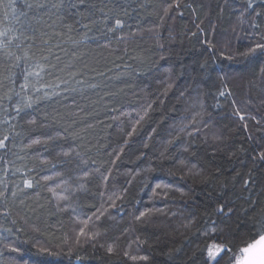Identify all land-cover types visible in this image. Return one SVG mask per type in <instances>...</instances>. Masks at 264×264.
I'll use <instances>...</instances> for the list:
<instances>
[{"label":"trees","instance_id":"obj_1","mask_svg":"<svg viewBox=\"0 0 264 264\" xmlns=\"http://www.w3.org/2000/svg\"><path fill=\"white\" fill-rule=\"evenodd\" d=\"M26 2L36 0H15L16 9L25 10ZM94 2L98 8L107 5L109 26L116 18L125 22L110 38L95 28L89 33L99 36L106 45L102 47L95 42L74 46L69 37L80 40L81 33H68L55 16L33 19L30 13L27 20L20 18L38 30L28 52L47 70L42 83L68 98L53 97L38 106L44 111L34 113L37 125L13 120L10 112L0 109V137L9 136V150H0V169L7 170V188L19 197H9L10 217L0 215V264H203L213 245L231 250L220 253L221 264H229V255L238 257L240 249L263 234L264 160L258 154L264 152V57L241 53L264 42V7L255 0V11L262 13L257 17L247 0ZM103 16L94 13L96 19ZM253 23L259 27L253 28ZM11 51L22 55L15 47ZM8 65L0 56V74H9ZM70 72L84 81L81 86L73 80L70 86L76 92H65L61 83L71 79ZM91 84L98 87H88ZM10 107L5 101L4 108ZM237 108L243 121L234 114ZM45 112L50 114V128L39 127ZM133 126L136 132L128 136ZM27 129L34 130L24 134ZM64 129L68 138L57 140L56 146L24 147L31 138L63 134ZM60 147L75 149L90 167L108 173V179L94 172L81 181L88 191H75L77 181L69 179L67 165L61 163L68 158L57 156ZM15 169L20 171L13 175ZM56 172L63 176H53ZM25 178L33 181V188L21 193L15 185L22 188ZM63 179L69 184L55 187ZM54 187L69 199L58 201L49 191ZM69 204L72 207L64 210ZM96 209L104 214L85 231L100 235L81 237L77 244L82 226L78 216L92 215ZM140 212L146 214L137 220ZM109 245L115 249L111 254L106 251ZM41 247L58 255L40 252ZM130 256L148 259L133 261Z\"/></svg>","mask_w":264,"mask_h":264},{"label":"snow or ice","instance_id":"obj_2","mask_svg":"<svg viewBox=\"0 0 264 264\" xmlns=\"http://www.w3.org/2000/svg\"><path fill=\"white\" fill-rule=\"evenodd\" d=\"M254 2L255 0H247V7L254 12L255 16L259 17L262 15V13L259 11H255ZM109 3H111V0H109ZM260 3L261 6L264 7V0H260ZM104 7H107V5H104ZM104 7L98 8V5L94 2V0H55V2H53V0H36V2L34 3L26 2L24 5L25 10L18 11L15 7V0H8L7 3H5L4 0H0V9H3V19L0 20V56L6 58V60L9 62L8 66L10 69L8 75L5 76L0 74V90L6 89V91H4L2 95H0V109H3L5 112H10L11 118L13 120H23L24 123L28 125H37V119L34 113L36 111H44L38 106H40L42 103L47 104L48 102L53 101V97L59 96L61 97V99L68 98L67 96L62 95L61 92L51 90L53 88L52 85L42 83L44 79L42 73L47 75V70L44 65L38 62H34L28 52V48H31L32 46L31 42H33L37 38L38 30L37 28L33 27L31 23L21 22V17H24L25 20H27L30 13L32 14L33 19L37 17H40L42 19L44 15L49 16L50 19L52 16H55L60 21L61 25L65 29H67L68 33H81L80 40L72 39L71 36L69 37L71 43L74 46H78L80 44H88L89 42H95L97 47H102L106 45H102L100 43L98 35H89V33L93 32L94 28L97 32H99L100 35L109 37L110 33L114 34L118 29H122L125 26V22L119 18H116L114 20V24L112 26H109L108 21L111 19V17L104 13ZM113 7H115V5ZM169 7H171V5H169ZM97 10L104 14L102 20L94 18V13ZM111 10L112 9H110V11ZM124 11L125 15H127L126 10ZM241 15L243 16V13H241ZM16 25H18V27ZM97 25L101 26L97 28ZM49 27H51V25H49ZM252 27L258 28L259 25L253 23ZM119 38L123 39V37ZM261 39L264 40V36H262ZM13 42H15V44ZM64 43H68V41H64ZM25 44H27V47H22ZM13 47L20 49L22 51V55H17L15 52L11 51V48ZM56 47L63 51L59 44L56 45ZM72 55L75 57L76 52L73 51ZM241 55L253 58L257 56L264 57V42H257L254 45L249 46L247 51L241 53ZM56 58L58 60L60 59L59 56H57ZM44 59L47 60V57H44ZM261 72L264 73V68L261 69ZM69 75L71 79H65L61 81V83L64 85V91L76 92L77 89L70 86L73 80L77 85L81 86L84 85V81L82 79H76V76L80 75L79 73L70 72ZM56 87H59V85H57ZM88 87L95 89L98 87V85L91 84L88 85ZM79 90L83 91V87H81ZM219 95L224 96L225 92L221 91ZM5 101H7V103L11 106L10 109L4 108ZM72 102L75 103V99H73ZM148 108H151V104L148 105ZM147 110L148 109H145V115H147ZM53 112H55V110H53ZM122 114L129 115V113ZM234 114L237 115L241 121L245 119V116L241 114L239 108L235 110ZM48 115L50 114L45 112L44 121L39 124L40 128L52 127V124L47 122ZM248 118L255 121L257 124L260 123V120L255 116H252L251 114H249ZM113 119H118V117H113ZM142 119L143 116H140L139 120ZM139 120H137L136 123H139ZM52 121H56V115H52ZM8 122L9 121L7 119L4 121V123ZM13 127L15 126L13 125ZM21 127L23 128V125H21ZM244 128H247L246 123L244 124ZM32 130L34 129L24 130V134H27ZM153 131L155 130L153 129ZM134 132H136L135 126L131 128V131L128 132L127 135L131 136ZM15 135L19 136L21 135V133L17 132L15 133ZM61 138H68L67 129H64L63 134L60 131H55L45 133L43 137L37 136L35 138H31L29 142L24 145V147L30 149L34 145H48L49 143H52L54 146H56L55 142L57 140H60ZM6 141H9V136L7 134H4L2 137H0V150H2L4 154H6L9 150V144L6 143ZM124 143L126 144L127 140H125ZM168 143L171 144L173 143V141L169 140ZM12 147H15L14 143H12ZM145 147H147V145H145ZM186 150L187 149H185V151ZM120 151H123L122 147L120 148ZM258 155L260 160H264V152H260ZM57 156L68 158L61 161V163L67 165L65 171L71 174L69 176V179H75L77 181L75 191H88L85 188V184L81 181L92 176L94 172L98 173L100 179H102L103 181H106L108 179V173H101L98 168L93 169L92 167H90L89 161L84 159L79 152L75 151V149L69 148L65 150L63 147H60V151L57 152ZM117 158L119 157L117 156ZM137 158L139 159L140 157ZM2 160L3 155H0V161ZM52 167H55V165H52ZM19 171L20 169H15L13 175H15V173ZM7 175L8 173L6 169H0V207L3 208V211L0 212V215H3L4 217L11 216V210L8 207L9 197H11L13 201L19 198L17 191H9V189L7 188L5 179L3 178ZM53 176L61 177L63 176V173L56 172L53 174ZM53 176H44L43 179L46 181L51 180L53 179ZM69 179L61 180V182L57 183L55 187H61V184L68 185ZM22 183V188L19 184L15 185L16 189H18L21 193L24 192L25 189L33 188V181L31 179L25 178L22 180ZM244 183L245 186H247L248 180H245ZM55 187L49 188V191H51L53 195L56 196V199L58 201L69 199L67 195L56 193ZM155 187L160 188L161 185L156 184ZM67 190L68 189L65 188V191ZM73 194H75V192H73ZM109 199H111V197H109ZM20 203L23 204L22 199L20 200ZM113 206L115 205L113 204ZM68 207L72 206L70 204L66 205L64 210H67ZM21 211H23V209H21ZM72 211L73 213H75L76 209L72 208ZM219 211L221 213L224 212L223 206L220 207ZM229 212H231V209H229ZM103 214L104 213L100 209H96V211L93 212L92 215L82 213L80 215H82L83 218H79L78 216L79 223L82 226L79 228L77 233V244L80 243L81 237H85V239L87 240L95 239L100 235V233L98 232H92L91 229L89 230V232H86L85 229H89L90 222L92 223L93 227H95V221H98ZM145 214V212H140L139 215L136 216V219L140 220L145 216ZM93 217H95V220H93ZM12 223L15 224L16 222L12 221ZM4 231L8 233L12 232L11 229H4ZM20 231H22V229H20ZM259 231L260 233H264V224L261 225ZM5 247L10 251H20L19 248L13 247L11 245H5ZM101 247H103V245H101ZM39 251L48 252V254L50 255H58V253L49 252V250L44 247H41ZM106 251L107 253L111 254L115 251V249L112 245H109ZM206 251L207 257L204 260L203 264H210V262L211 264H221L224 256L220 255V253L223 252L225 255H228L231 250L213 245ZM240 252L241 255L238 257L229 255V264H233V261L235 262V264H241L242 257L246 260L247 264H264V234H260L258 240H256L254 243H251L248 247L240 249ZM124 255L129 256V253L125 252ZM129 258L133 261H146L148 259L147 256H130ZM76 259L82 260L84 258L77 256Z\"/></svg>","mask_w":264,"mask_h":264},{"label":"clouds","instance_id":"obj_3","mask_svg":"<svg viewBox=\"0 0 264 264\" xmlns=\"http://www.w3.org/2000/svg\"><path fill=\"white\" fill-rule=\"evenodd\" d=\"M241 264H247L246 260L242 257Z\"/></svg>","mask_w":264,"mask_h":264},{"label":"water","instance_id":"obj_4","mask_svg":"<svg viewBox=\"0 0 264 264\" xmlns=\"http://www.w3.org/2000/svg\"><path fill=\"white\" fill-rule=\"evenodd\" d=\"M263 234H264V233H263ZM259 237H260V236H259ZM259 237H258L256 240H258V239H259ZM256 240H254L252 243H254ZM248 246H249V245H248ZM248 246H247V247H248ZM224 248H225V247H224Z\"/></svg>","mask_w":264,"mask_h":264},{"label":"rangeland","instance_id":"obj_5","mask_svg":"<svg viewBox=\"0 0 264 264\" xmlns=\"http://www.w3.org/2000/svg\"><path fill=\"white\" fill-rule=\"evenodd\" d=\"M240 256V255H239Z\"/></svg>","mask_w":264,"mask_h":264}]
</instances>
